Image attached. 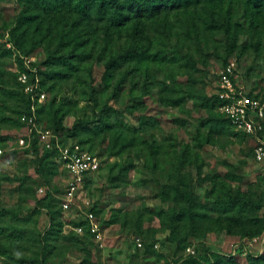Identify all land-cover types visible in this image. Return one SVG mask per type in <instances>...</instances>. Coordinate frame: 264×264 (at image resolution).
<instances>
[{
  "label": "rangeland",
  "instance_id": "374dc122",
  "mask_svg": "<svg viewBox=\"0 0 264 264\" xmlns=\"http://www.w3.org/2000/svg\"><path fill=\"white\" fill-rule=\"evenodd\" d=\"M22 8L19 0H0V114L13 119L19 118L15 109H21L22 102L9 96L5 85L17 87L15 74L20 69V57L34 56L33 62L42 63L48 48L61 51L64 47L57 41L61 37L58 33L51 43L33 41L24 49L16 47L11 34ZM75 17L71 15L72 20ZM235 20L239 26L230 33L224 27L199 31L188 21L179 24L183 27L175 29L173 35L163 34L161 43L154 42L156 48L163 44L168 54L164 60L151 61V79L130 72L122 90L114 89L113 76L98 58L83 62L86 66L70 78L47 83L53 88L46 90L39 126L69 140L88 139L85 145H93L102 158L100 170L87 177L68 209L63 201L69 177L60 154L51 158L58 168L51 183L40 171L43 151L51 146L53 137L38 132L39 150H28L19 147L17 139L29 135V127L0 122V144L6 148L0 163V212L14 208L27 215L48 189L57 198L53 206L64 222L63 230L59 238L50 236L52 253L42 264H178L179 259L189 255V246L198 257L213 248L235 256L237 264L258 263L250 255L264 254V165L254 156L259 138L241 132L207 103L216 93L221 70L232 58L238 63V83L264 97V29L251 28L242 8L236 11ZM131 42L120 40L113 50H106L125 53ZM32 46L35 48L28 52ZM7 48L12 49L10 54L5 53ZM96 50L102 51L101 45ZM133 64L126 65L125 70ZM121 69H117V77L122 75ZM167 90L170 94L185 93L186 101L166 104L162 94ZM57 107L68 111L61 133L55 132L52 125ZM110 108L116 109L122 122L103 130L102 119ZM75 126L78 135L73 134ZM260 137L264 139V133ZM186 155L189 157L184 159ZM229 169L240 178L226 177L225 186L217 176ZM170 185L189 188L198 198L195 213L178 222L182 246L170 238L171 215L185 200H164L165 186L175 193ZM230 187L248 190L263 207H252L246 214L221 209L216 198ZM88 212L98 220L102 239L85 234L84 228L76 229ZM29 215L26 221H18L10 213H0V225L9 228L4 233L0 230L4 243L17 237L12 232L14 224L29 229L31 241L26 239L25 246L15 248L18 254H26L24 257L38 254L42 247L38 233L50 224L48 208ZM254 230L258 232L245 233ZM0 264L18 263L0 254Z\"/></svg>",
  "mask_w": 264,
  "mask_h": 264
},
{
  "label": "trees",
  "instance_id": "16d2710c",
  "mask_svg": "<svg viewBox=\"0 0 264 264\" xmlns=\"http://www.w3.org/2000/svg\"><path fill=\"white\" fill-rule=\"evenodd\" d=\"M19 2L23 8L15 26L12 28L11 34V40L14 41L16 47L24 49L30 46L33 41L37 44L48 40L51 43L56 38L57 33L61 36L57 40L58 43L64 46L61 51L59 48H48L47 59L42 63H33L37 66V72L31 71L25 66L24 55H22V58L20 57V68L27 70L31 74L32 79L36 75L39 76L41 88L44 91L53 88L52 85L48 87L47 83L49 81L56 82L59 79H67L77 74L81 68L86 66L83 65V62L86 63L90 58H98L105 62L108 75L110 77L113 76L115 90L123 89L126 76L130 72H134L135 76H139V78L144 75L148 81L151 79L149 69L151 61L164 60L168 54L163 44L156 48L154 42L160 41L161 43L163 34L166 36L168 34L173 35L175 29L183 27L178 25L184 24L186 21L195 30H216L219 27H224L230 33L231 30H236L239 26L235 17L236 11L242 8L243 16L249 22L251 28L256 30L264 29V0H19ZM71 15H76V17L72 20ZM60 16H63V18L60 19ZM120 40H132L130 48L125 53L115 54L111 50L110 52L106 50V48L113 50L116 42ZM97 45H101L102 51L96 50ZM34 48L35 46H32L28 52H31ZM11 52V48H7L5 51L6 54ZM131 63L134 64L125 70V66ZM42 66H45V68ZM120 68H122V75L117 77L116 72ZM15 77L17 87L12 89L14 86L7 88L8 85H5V92H8L9 96H16L21 100V109H15L19 118L13 119L4 113L0 114V122L26 125V122L22 120V116L26 113H32V105L35 104L37 121L41 125L45 112V106L43 105L45 100H34L32 94L25 90V85L19 79V72H16ZM250 92L254 96L264 99L260 94L254 91ZM162 99L166 104L180 105L186 101L187 95L182 92L170 94L167 90L163 92ZM211 99H208L207 103L211 104L212 108H215L226 120L234 125L231 119L219 110L222 98L215 93ZM52 102L54 103L55 100ZM7 104H10V102L8 101ZM67 112L64 107H57L52 122V125L55 126V132L61 133V130L64 129L63 121ZM48 116L50 117L51 115L49 114ZM102 121L104 123L103 130L113 129L122 122L114 108H110V112ZM73 132L74 135L79 134L76 126ZM241 132L252 135L245 130ZM260 133H264V128ZM38 140V131L34 130L31 137L28 138V145L24 147L28 150L31 148L39 150ZM69 141L71 143H79L84 149L97 153L93 145L91 147L85 145L89 141L88 139L76 141L59 136L57 141V138L53 137L51 146L43 151L44 155L42 158L44 160L41 162L40 170L48 184L52 182L54 175L58 173L56 163L51 158L54 154H57V156L60 154L59 143L66 144ZM188 157L186 155L184 159ZM100 168L101 166L96 171H99ZM64 172L69 177L68 171L65 170ZM217 177L218 181L225 186L226 177H230L232 180L240 178L236 171L230 169L224 175L219 174ZM185 183H187L186 179ZM170 186L174 188L175 193L165 186L162 190L164 200H169L172 197L185 200V204L181 206L180 210L172 211L171 215L173 224L170 238L172 241L177 242L179 246H182L183 240L178 237L180 232L178 222L184 217L195 213L193 207L198 198L189 188L178 185ZM56 201L57 198L54 192L48 189L43 200L37 206L29 209L27 215H21L14 208L3 209L0 212L1 214L10 213L18 221H26L27 219L25 218L29 217V214L40 212L43 207L48 208L50 224L44 232L38 233L42 247L36 256L24 257L26 254L21 255L15 252L17 246L26 245V239L31 241L29 229L17 224L12 226V232L17 237L12 239L9 244L3 242L0 234V254H7L18 264L45 263L48 260V255L52 253L49 243L50 236L59 238L64 225L60 213H58L59 211L53 206ZM215 202L221 209L229 210L228 212L234 214H246L252 207H263L248 190H235L232 187L227 189L224 194L217 196ZM77 226H82L85 229V234L89 236L95 235L91 229L88 214L85 221L77 223ZM8 229V227L0 225L2 233ZM25 231L28 232L25 233ZM257 232L254 230L246 231L245 233L253 235ZM250 259L257 261V264H263L264 254L250 255ZM199 261L203 264H237L235 256L213 248H208L207 253L202 257H198L196 254H189L187 257L179 259L178 264H197Z\"/></svg>",
  "mask_w": 264,
  "mask_h": 264
},
{
  "label": "built area",
  "instance_id": "2783aa9c",
  "mask_svg": "<svg viewBox=\"0 0 264 264\" xmlns=\"http://www.w3.org/2000/svg\"><path fill=\"white\" fill-rule=\"evenodd\" d=\"M23 58L27 68L33 72L38 71L37 66L32 61L36 59L34 56H23ZM237 69V59L232 58L220 72L215 90L222 98L219 110L226 114L237 128L245 130L249 134L259 138L255 145L254 156L258 163L264 165V139L260 137V131L264 126V99L254 96L244 85L238 83L236 79ZM17 71L19 72V79L25 85V90L32 94L33 99H38L39 101L45 100L47 93L41 88L39 76L36 75L32 79L31 74L27 70L20 68ZM22 120L26 122L30 133L29 135H20L18 137L17 144L19 146L24 147L28 145V138L31 137L34 130H37L39 133H44V135H48L49 137H56L58 141L57 135L50 130L44 131L39 126L35 104L32 105V113L24 114ZM58 146L61 162L69 174V188L63 201V206L68 209L71 206V202L74 201L78 189L85 183L87 176L94 173L102 165V158L99 154L84 149L79 143H59ZM5 154L6 148L0 146V163H2ZM41 191H44L43 187ZM87 214L91 222L92 231L99 239H102L101 227L94 213L88 212ZM76 229L81 231L83 227L78 226ZM137 244L141 246L143 244L142 240L138 238ZM187 250L188 254H195L193 247L189 246Z\"/></svg>",
  "mask_w": 264,
  "mask_h": 264
}]
</instances>
